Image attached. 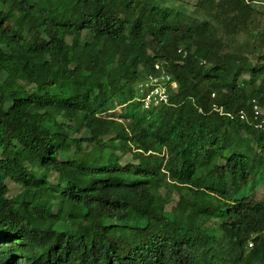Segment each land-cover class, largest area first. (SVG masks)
Returning a JSON list of instances; mask_svg holds the SVG:
<instances>
[{
    "label": "trees",
    "instance_id": "trees-1",
    "mask_svg": "<svg viewBox=\"0 0 264 264\" xmlns=\"http://www.w3.org/2000/svg\"><path fill=\"white\" fill-rule=\"evenodd\" d=\"M255 2L0 0V264H264V49H228Z\"/></svg>",
    "mask_w": 264,
    "mask_h": 264
},
{
    "label": "rangeland",
    "instance_id": "rangeland-1",
    "mask_svg": "<svg viewBox=\"0 0 264 264\" xmlns=\"http://www.w3.org/2000/svg\"><path fill=\"white\" fill-rule=\"evenodd\" d=\"M157 4L162 6H168L171 8H175L181 10L188 15L201 17L203 15V11L198 6V0H155ZM255 8L257 9L256 14L253 16V21L250 25V28L246 31L238 35L235 39L230 40V45H228V49L236 52H240L246 54L251 62L256 61L258 55L264 49V2H255ZM85 38V34L83 35ZM68 41H71V37H68ZM248 74L246 73L245 76ZM6 74L2 73L0 75V81H3ZM27 87L29 84L23 82ZM141 100L140 95L137 97V101ZM84 134H88L87 131ZM72 152L63 153L64 155H70ZM131 159L130 154H125L123 160ZM51 180L55 181V176H51ZM7 185L9 186V196H15L18 194L22 187L13 181L10 178H5ZM251 187L246 188L249 189ZM248 192H251L250 190ZM255 192V193H254ZM253 193L256 198H262L264 195V182L260 184ZM175 200L177 199L176 193L174 194Z\"/></svg>",
    "mask_w": 264,
    "mask_h": 264
},
{
    "label": "built area",
    "instance_id": "built-area-1",
    "mask_svg": "<svg viewBox=\"0 0 264 264\" xmlns=\"http://www.w3.org/2000/svg\"><path fill=\"white\" fill-rule=\"evenodd\" d=\"M155 70L156 72L147 74L136 85L137 96L135 100L140 95L141 100L139 102L144 109L167 104L170 101L172 90L178 87L177 81L161 67L160 63L155 64ZM251 108V118L244 110L240 112V118L251 120L256 128L264 132V103L253 98ZM216 109L221 111V108L217 106Z\"/></svg>",
    "mask_w": 264,
    "mask_h": 264
}]
</instances>
